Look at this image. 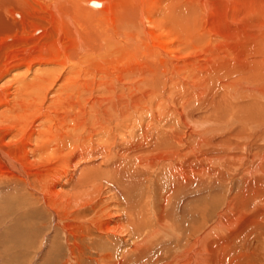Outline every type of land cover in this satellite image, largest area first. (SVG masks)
I'll return each mask as SVG.
<instances>
[{
  "label": "bare ground",
  "instance_id": "1",
  "mask_svg": "<svg viewBox=\"0 0 264 264\" xmlns=\"http://www.w3.org/2000/svg\"><path fill=\"white\" fill-rule=\"evenodd\" d=\"M7 220L45 264H264V0H0Z\"/></svg>",
  "mask_w": 264,
  "mask_h": 264
},
{
  "label": "rangeland",
  "instance_id": "2",
  "mask_svg": "<svg viewBox=\"0 0 264 264\" xmlns=\"http://www.w3.org/2000/svg\"><path fill=\"white\" fill-rule=\"evenodd\" d=\"M156 183H157V181H156ZM218 190H219V188H218ZM185 192L187 193V196H190V198H194L195 196H198V194L196 193V190L195 189L187 190ZM179 205H180V202L179 201L176 202V206L178 207ZM0 224H1L0 225V228H2V227L4 228V230H3V234H4L5 233L4 231L5 230H8L9 227L11 226L12 221H10V220H7L6 222L1 221ZM1 233L2 232L0 231V241L1 240L3 241L4 238H2ZM24 235L25 234H19V235H16V237H20L19 239H22V237ZM16 251L17 252L24 251V249H21V248L17 247V250ZM27 252H29V253L28 254L27 253L26 254L23 253L21 255L19 253L10 254L9 253V249H7L6 251H4V247L2 246V243L0 242V264H45L44 263L45 261H43V259L45 258L46 255L43 252L38 257V259L35 260V255L38 252L36 246H34V248H32L31 250L29 249V251H27ZM8 255H10V256H8ZM15 256H17L18 258H16ZM157 256H159V255H157ZM151 257L154 259L155 258V254H153ZM62 261H63L62 260V257H60L59 258V261L57 263H55V264H60ZM123 264H128V262H124Z\"/></svg>",
  "mask_w": 264,
  "mask_h": 264
}]
</instances>
